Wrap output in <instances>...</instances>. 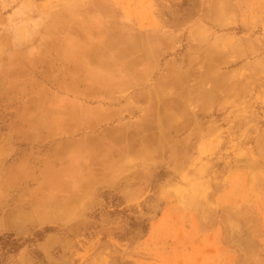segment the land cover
Listing matches in <instances>:
<instances>
[{
	"label": "rangeland",
	"instance_id": "obj_1",
	"mask_svg": "<svg viewBox=\"0 0 264 264\" xmlns=\"http://www.w3.org/2000/svg\"><path fill=\"white\" fill-rule=\"evenodd\" d=\"M0 264H264V0H0Z\"/></svg>",
	"mask_w": 264,
	"mask_h": 264
}]
</instances>
